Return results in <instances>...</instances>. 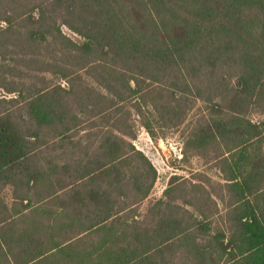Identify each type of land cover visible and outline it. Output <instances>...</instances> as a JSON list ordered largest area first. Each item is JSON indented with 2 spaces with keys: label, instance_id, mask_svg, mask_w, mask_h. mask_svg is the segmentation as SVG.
Returning a JSON list of instances; mask_svg holds the SVG:
<instances>
[{
  "label": "trees",
  "instance_id": "1",
  "mask_svg": "<svg viewBox=\"0 0 264 264\" xmlns=\"http://www.w3.org/2000/svg\"><path fill=\"white\" fill-rule=\"evenodd\" d=\"M41 4L37 12L25 13L24 20L36 29L20 38L13 28L6 39L31 47L47 42L54 27L67 57L88 61L86 74L96 86L75 76L77 87H69L66 99L53 91L32 94L31 119L37 127L56 128L41 144L60 149L40 161L33 157L42 149L28 147L31 141L0 115V172L19 170L12 194L26 199L35 216L13 239V252L11 238L10 244L2 238L1 259L14 264H264V0ZM48 8L61 9L60 22L84 40L63 34L55 26L57 14ZM68 71L60 72L74 73ZM201 74L212 89L194 82ZM193 100L208 110L195 120L181 151L201 156L211 151L208 161L219 166L220 196L194 184L195 200L183 203L197 206L195 213L158 200L141 214L138 206L157 174L131 142L137 126L132 116L150 133L149 120L141 118L146 105L156 113V124L166 118L171 125L185 109L182 104ZM75 107L89 118L82 121ZM72 130L85 136L74 139ZM99 131L101 140L89 152L82 139ZM171 178L167 192L175 189L177 178ZM210 201L214 210L206 207Z\"/></svg>",
  "mask_w": 264,
  "mask_h": 264
},
{
  "label": "rangeland",
  "instance_id": "2",
  "mask_svg": "<svg viewBox=\"0 0 264 264\" xmlns=\"http://www.w3.org/2000/svg\"><path fill=\"white\" fill-rule=\"evenodd\" d=\"M51 2L52 0H0V115L9 118L20 130L19 132L22 136L31 141L28 142V147L35 150L42 149L40 156L33 157L34 161H40L43 157L57 155L60 149L51 151L50 145L48 147L47 144H41V140L52 139L56 128L50 126L37 127L34 120L31 119L27 102L32 97V94L38 91H40L39 94H44V92L49 94L53 91L63 95L64 99H66L71 94H68L70 92L69 87L71 85L77 87L75 76H79L89 82V84H95L96 86V83H93V79L89 77L90 73L86 74L89 67L87 65L88 61L86 59L75 60L67 57L68 52L65 50L67 52L65 53L62 45H60L61 38L54 27L51 28L52 35L48 36L47 42L31 43V47H27V44H25L26 47H18L14 40L9 41L10 39H6L7 31L13 28L16 29V32L12 34L20 38H23L26 30L36 29L33 28L35 23L24 20L25 13L30 12L32 9L33 13H35L38 10V4L42 3V6H49ZM48 9L50 10L51 8ZM52 12L53 15L57 14V17L59 14L58 18L55 17V26H58L63 34L71 38L72 41L84 40L79 34L60 22L62 17L61 9ZM53 15H50L51 22ZM53 49L59 50V52H52ZM64 69L74 73L62 74L60 71ZM205 78L206 75L201 74L194 82L201 83L199 85L201 89H212L210 85L209 87L204 86ZM232 80L233 76L231 75L229 78L230 84ZM152 95H156V92H153ZM213 99H219L217 93L213 94ZM153 100H156V98L153 97ZM146 106L143 109V117L141 118L143 121L149 120L151 132L149 133L144 127L140 126L141 119L133 115L132 117L135 118L137 126L135 125L134 138L131 139V142L137 150L142 151L147 156L156 169L157 176L151 193L138 206L137 212L145 214L148 208L158 200H168L170 202L173 201L178 206L187 208L190 212L194 210L193 212L195 213L197 206L195 209V207L183 203L184 200H195L193 198L195 196L193 191L194 184H200L210 194L217 197L220 196V189L216 184V174L219 166L213 160L208 161L211 151L204 153L202 156L196 155L191 150H188L185 154L181 151L182 143L195 120L200 115L207 113L208 109L201 100H193L186 105L182 104L181 107L185 108L182 114H179V117L177 116L171 125H167L168 121L166 118H162L161 121L157 120L158 124H156L154 119L157 117L156 113L152 112L151 106ZM78 110L79 107L75 109V112H77L82 121L85 118H89L87 113H79ZM83 125L85 126L86 123ZM57 129H61V127H57ZM70 132L71 135H75L74 139L85 136L82 131L76 132V130H72ZM151 133L153 137L150 135ZM33 134H38L39 138L35 139ZM70 134L67 133V136H70ZM102 135L99 131V133H95V138L93 139L83 138L81 145H85L88 149L91 148L89 152H93V148H97ZM64 145L66 149V143ZM55 148L58 147L55 146ZM75 153H78V151H75ZM171 177L177 178L174 180L176 181L174 185H171L175 186V189L167 192L165 188L168 186V181L174 179ZM71 179L67 178L65 183H69ZM206 207L211 208V210L215 208L211 201L206 204ZM211 219L213 218L211 217ZM217 226L219 224L216 222L211 225L214 230H216Z\"/></svg>",
  "mask_w": 264,
  "mask_h": 264
},
{
  "label": "crops",
  "instance_id": "3",
  "mask_svg": "<svg viewBox=\"0 0 264 264\" xmlns=\"http://www.w3.org/2000/svg\"><path fill=\"white\" fill-rule=\"evenodd\" d=\"M14 171L18 173L19 170L12 169L10 173L0 172V241L2 238H6L7 244H10L9 238H11L10 249L12 252L14 251L13 239L17 238L20 229L25 228L28 221L35 217L32 211L33 207H25L26 199L21 201L20 198L14 197L12 194L15 180ZM1 246L4 248L3 244ZM0 264H14V260L1 259L0 257Z\"/></svg>",
  "mask_w": 264,
  "mask_h": 264
}]
</instances>
